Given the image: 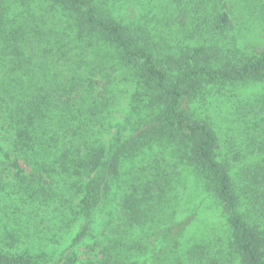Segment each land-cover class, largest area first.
<instances>
[{
  "label": "trees",
  "instance_id": "1",
  "mask_svg": "<svg viewBox=\"0 0 264 264\" xmlns=\"http://www.w3.org/2000/svg\"><path fill=\"white\" fill-rule=\"evenodd\" d=\"M0 264H264V0H0Z\"/></svg>",
  "mask_w": 264,
  "mask_h": 264
},
{
  "label": "rangeland",
  "instance_id": "2",
  "mask_svg": "<svg viewBox=\"0 0 264 264\" xmlns=\"http://www.w3.org/2000/svg\"><path fill=\"white\" fill-rule=\"evenodd\" d=\"M240 90L242 92V96H251L252 94H254L259 89H256V88L253 89L250 85L249 86L243 85V86H241ZM253 90H256V91H253Z\"/></svg>",
  "mask_w": 264,
  "mask_h": 264
}]
</instances>
